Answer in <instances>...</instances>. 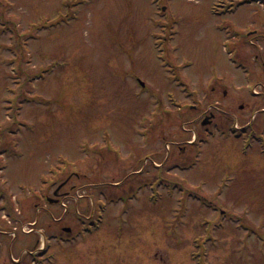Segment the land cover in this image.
<instances>
[{
  "label": "rangeland",
  "instance_id": "374dc122",
  "mask_svg": "<svg viewBox=\"0 0 264 264\" xmlns=\"http://www.w3.org/2000/svg\"><path fill=\"white\" fill-rule=\"evenodd\" d=\"M260 1L0 0V264H264Z\"/></svg>",
  "mask_w": 264,
  "mask_h": 264
}]
</instances>
